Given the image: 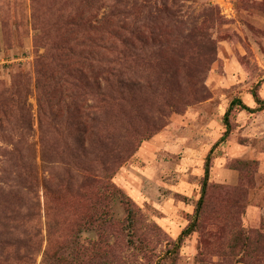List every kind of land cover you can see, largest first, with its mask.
Instances as JSON below:
<instances>
[{"label":"rangeland","instance_id":"obj_1","mask_svg":"<svg viewBox=\"0 0 264 264\" xmlns=\"http://www.w3.org/2000/svg\"><path fill=\"white\" fill-rule=\"evenodd\" d=\"M115 21L146 43L115 36ZM67 49L69 64L82 55L93 67L82 66L93 72V143L84 159L80 98L63 83L43 163L39 72L60 77ZM111 69L122 89L104 80ZM238 100L246 108L230 110ZM13 145H33L38 186L30 214L0 227V264H48L55 244H71L62 264H264V0H0V147ZM88 176L107 217L82 231L79 248L69 230Z\"/></svg>","mask_w":264,"mask_h":264},{"label":"trees","instance_id":"obj_2","mask_svg":"<svg viewBox=\"0 0 264 264\" xmlns=\"http://www.w3.org/2000/svg\"><path fill=\"white\" fill-rule=\"evenodd\" d=\"M114 18V17H109ZM180 17H166V19L171 20L174 23L179 22ZM112 27L115 26L116 32L115 36L119 31L126 32L132 36H136L137 41L143 45L145 40L140 37L141 32L136 30L135 24L129 26L125 23H117L113 22ZM116 24V25H115ZM119 38H122L120 36ZM123 46H132V57H136V47L131 45L129 40L127 39L120 40ZM64 57L67 58L68 64L66 66H62V71L64 72L60 77H56L54 75H50L48 77L45 76L44 73L39 72V76L41 77L38 80L37 91H38V104H39V122L41 124V149H40V158L44 163L45 160H48L50 157L48 156L50 150V142L46 139V132L44 131L45 127L48 125L49 127L55 122L54 131H59L57 126L59 124V110H58V101L53 102L54 98L53 92L57 91V89H61V85L65 83V85L69 86L72 91H75L77 97L80 98L78 103H76L73 107L74 120L77 125V132L80 135V140L78 143L81 144L83 157L86 159L89 154L90 144L93 143V72L91 75H87L82 66L87 64L90 68L91 62L85 56L79 55L77 60L73 64H69L71 60V56L74 58L76 53L71 49H67ZM126 53H119V55L112 60L113 64H119L125 61ZM110 78L104 79L105 81H113L116 86L121 87L125 84L122 79V73L119 70L111 69L108 72ZM42 78L43 83H42ZM51 80L53 86H49L50 89L46 90L47 82ZM20 84V82H19ZM22 86L24 83L22 82ZM18 86V85H17ZM45 87V88H44ZM16 95V91L13 93ZM14 102L12 99L7 100V103ZM236 105H241L242 109L246 108L241 102L233 101L230 106V110ZM249 110V109H248ZM11 117V113L7 115L5 112V117ZM7 121V119H6ZM24 135V133H22ZM20 134L21 138H24L23 135ZM6 137V136H5ZM30 145V144H29ZM27 147H20V145H13L11 148L9 147H0V227L2 228H11L15 223L16 218L21 217L23 212L29 213L30 209H33L34 202L31 203L27 200V194H30L34 191L38 186V177L37 172L35 171V152L33 145ZM85 167H82L83 170L87 173H92L93 169L89 165V163H84ZM85 168V169H84ZM71 180V179H70ZM72 181V180H71ZM83 185L88 187L90 190L88 192H83L78 190V201L81 205L80 210V219L81 222L79 224L72 226L69 230V233L72 234V238H76L73 242V246L82 247V244L78 241L77 238L80 237V234L84 229L93 230L94 221H104L106 219L105 213H99L96 204H93V178L91 176L83 178ZM46 190V187H44ZM204 190V189H203ZM30 192V193H29ZM48 192V191H47ZM50 192V191H49ZM70 192V185L66 183L64 185H58L51 193L53 197H60L63 193ZM32 204V205H31ZM202 208L199 206L197 211H200ZM30 214V213H29ZM27 217V216H26ZM138 217V213L136 210H133L132 207L128 205L126 209V220L134 225L136 219ZM100 221V225H102ZM5 225V226H4ZM56 227V223L50 225L51 232ZM85 227V228H84ZM83 228V229H82ZM110 228V227H109ZM189 230V229H188ZM184 231L181 236L188 232ZM104 233V230L102 231ZM52 234V233H51ZM80 239V238H79ZM181 240V237L179 238ZM71 246V244L62 245L55 244L53 247H49L47 251L44 252V261H49L48 264H62L60 261L62 256L59 255L63 249H67ZM79 250V249H78ZM79 264V261H77Z\"/></svg>","mask_w":264,"mask_h":264}]
</instances>
